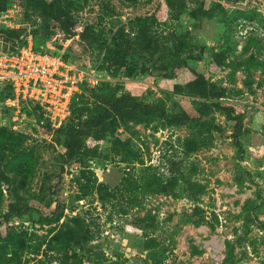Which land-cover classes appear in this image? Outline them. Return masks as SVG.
I'll list each match as a JSON object with an SVG mask.
<instances>
[{"label": "rangeland", "instance_id": "374dc122", "mask_svg": "<svg viewBox=\"0 0 264 264\" xmlns=\"http://www.w3.org/2000/svg\"><path fill=\"white\" fill-rule=\"evenodd\" d=\"M51 1L0 0V49L30 39L101 80L85 84L64 119L40 110L41 123L33 103L14 104L0 86V153L10 178L0 180V236L21 234L20 264H264V0H182L177 16L166 0H62L111 46L145 39L153 51L155 40L180 37L189 68L232 89L225 101L244 110L240 153L231 117L211 110L194 126L117 121L63 169L66 137L42 123L77 121L98 92L112 89L192 116L200 98L189 93L195 78L185 67L171 79L133 64L113 75L103 48L54 25L45 8ZM224 49L217 66L212 53ZM11 202L33 209L3 220ZM151 238L156 245L148 248ZM33 239L42 242L37 254L28 251Z\"/></svg>", "mask_w": 264, "mask_h": 264}, {"label": "trees", "instance_id": "16d2710c", "mask_svg": "<svg viewBox=\"0 0 264 264\" xmlns=\"http://www.w3.org/2000/svg\"><path fill=\"white\" fill-rule=\"evenodd\" d=\"M166 3L170 11L175 13V16L179 15L184 7L182 0H166ZM45 8L48 17L66 36H76L86 45L97 44L103 48L105 63L108 65V70L111 67L114 69L113 75L116 74V68L125 64H133L134 66H139L142 72L157 73L161 77L171 79L178 74L182 67H185L190 70L195 78L187 86L189 93L200 98L197 103L196 114L192 116L185 111L168 110L158 102H145L127 93L117 94L112 89L98 92L95 95L96 104L94 107L87 112L79 109L80 111L76 116L77 121L63 128L51 127L49 124L42 123L43 127L62 133L66 137L64 150L59 156V161L62 162L61 169H63L64 164H67L80 154L86 141H100L111 131L117 121L145 119L148 121L159 120L163 126H194L199 124L202 117L209 114L211 110L231 117L234 122V145L238 153L242 152L240 136L243 129L244 110L225 101L229 97L230 92L233 91L232 89L210 81L202 74L189 68L185 60L180 56L184 48V42H182L180 37L172 34L170 38H166L164 41L155 40L153 42V51L144 46L143 41L145 39L141 40L140 43L135 42L134 44L131 40H125L121 45L111 46L102 38L100 32H96L91 27L81 26L70 14L68 5L62 4V0H52L45 4ZM26 43L27 41H24L16 48L8 50H16ZM155 52H160V54L154 57ZM225 53V49L212 53V60L217 66L224 65ZM64 57L68 58L65 54ZM250 60H253V56H250L245 61ZM2 88L7 89L8 95L12 96L10 87L4 86ZM78 95L79 93L72 98L71 112H75L73 103ZM33 110L40 123L44 122L43 115L39 112L40 108L34 105ZM5 164L6 154L2 152L0 153V180L8 183L10 178L6 173ZM32 209V206L26 202H11L8 204L3 220L23 215ZM20 237L21 234L14 229L8 230L5 236H0V264H20L22 262V252L17 247V240ZM41 245L42 242L40 240L33 239L27 246L29 253L37 254ZM155 245L153 238L146 241L148 248H153ZM73 264L78 263L75 262Z\"/></svg>", "mask_w": 264, "mask_h": 264}, {"label": "built area", "instance_id": "2783aa9c", "mask_svg": "<svg viewBox=\"0 0 264 264\" xmlns=\"http://www.w3.org/2000/svg\"><path fill=\"white\" fill-rule=\"evenodd\" d=\"M100 80L96 72L76 67L59 49L36 46L30 39L16 50L0 49V86L10 87V100L14 104L29 101L52 120L67 117L72 97L85 84Z\"/></svg>", "mask_w": 264, "mask_h": 264}]
</instances>
